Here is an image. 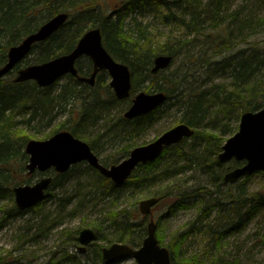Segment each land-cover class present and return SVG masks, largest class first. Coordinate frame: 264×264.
Returning <instances> with one entry per match:
<instances>
[{
    "label": "trees",
    "instance_id": "16d2710c",
    "mask_svg": "<svg viewBox=\"0 0 264 264\" xmlns=\"http://www.w3.org/2000/svg\"><path fill=\"white\" fill-rule=\"evenodd\" d=\"M230 1L235 0H121L116 7L110 9L111 14H106L101 0H0V66L7 62L9 48L18 45L53 16L67 12L71 16L69 22L50 40L34 46L30 54V57L35 56L33 61L42 64L72 52L90 27H99L104 35V44L111 55L131 66L134 77L132 97L137 94L140 81L147 79L164 81V86H159V92H165L168 101L163 106L152 114L133 121H128L121 115L118 122L110 126L108 132L92 140L90 145L93 151L101 153L100 150H103L105 144L114 146L121 144L116 156L105 160L101 158V162L105 166H110L123 161L139 146V136L145 132L147 126L176 108L180 110V123L192 127L195 130L194 136L178 146L167 148L154 163L140 166L122 186H117L104 178L91 166H87V171H94L101 181V186L95 189V195L101 198V201L108 199L111 203L118 201L123 194L128 196L130 190H152L173 178V172L178 169L166 161L171 156H180L189 169L195 166L197 170L210 176L211 184L217 187L220 196L215 198L214 195L218 194L213 195L211 187H202L196 192L201 200L194 203L201 207L202 214L209 219L207 230L203 231L197 219L189 230L175 236L168 246L173 255V264H220L216 249L222 242L221 236L229 231H237L240 228L238 226L250 218L253 214L252 208L256 206L247 183L252 177H246L241 185L226 184L224 174L235 166L233 167L231 163L221 164L217 157L222 153V147L228 138L239 130L237 127L243 113L264 108V40L258 42L257 39H253L264 33V0H254V4L250 5L253 7L242 18L239 16L246 9L240 7L238 11L229 14ZM249 1L252 2L247 0ZM150 9L163 11L165 24H177L183 30L189 31L194 38L210 39L214 46L207 52L199 53L197 58L201 66L168 69L167 71L171 70L168 73L164 71L158 76L150 75L153 61L157 56L163 54L172 56L174 62L181 56L180 48L172 47L171 39L162 44L154 43L149 32L151 24L138 20ZM242 43L253 45L248 50L250 55L247 56V52L244 51L240 52V55H232L238 51ZM187 58H193V55L189 53ZM78 68L84 75L91 73L93 69L88 58L79 61ZM105 75L106 73H101L98 79ZM68 79L96 92V88L90 89L70 76ZM49 91L50 89H39L36 83L32 82L20 85L10 79L1 82L0 181L6 179L5 172L11 176L14 167L24 171L28 160L24 149L30 140L27 135L18 136L24 130L18 131L15 129L16 125L23 124L28 130L33 123L40 126H44L45 123L48 125L56 117L55 108L62 106V101H58L61 98L52 97ZM77 92L71 88L65 90L63 94L78 99ZM100 96V93H95L79 99L82 107L72 128L77 137L83 136V131L88 129L89 125H95L99 117L98 112L101 113L107 110L110 104L119 102L111 89L108 91L107 100H101ZM66 100L65 98L63 101ZM216 108L219 109V113L214 112ZM22 115L26 117L22 122H14L15 117ZM64 129H67L66 125H62L61 130ZM81 167L82 164H79L73 166L67 174L56 175L53 188L77 173ZM181 170L184 171V168ZM260 174L263 173L256 175ZM53 188L49 190L48 197L52 195ZM93 188L85 195L84 200L89 194H94ZM8 193H12V189L0 184V199L6 197ZM152 194L159 198L158 207L168 208L165 217L192 208L186 197L168 198L159 190ZM129 196L133 197L132 194ZM70 199L72 197L60 200L67 206ZM257 201L264 202V196ZM44 204L45 202L26 212H21L15 206L13 215L21 216L30 211H37ZM215 211L217 213L212 217ZM228 211L230 215L223 221L224 214ZM121 216L122 223L115 227L112 234L103 236L100 227L93 224L98 233L97 240L83 252L78 243L79 230L69 231L72 252L65 249L61 251L59 258L54 255L47 264H108L101 254L106 244L129 243L138 248L148 234L146 221L139 220L142 216L138 210L135 215L138 219L125 210L114 217L115 225ZM220 224L222 229L216 230V226ZM158 238L163 244L160 232ZM199 239L209 244L206 253L204 255L201 252L194 255L187 253L184 244H199ZM8 263L0 258V264Z\"/></svg>",
    "mask_w": 264,
    "mask_h": 264
},
{
    "label": "rangeland",
    "instance_id": "374dc122",
    "mask_svg": "<svg viewBox=\"0 0 264 264\" xmlns=\"http://www.w3.org/2000/svg\"><path fill=\"white\" fill-rule=\"evenodd\" d=\"M101 1L102 6H105L104 12H106V14H111L112 12L110 9H113L121 2V0ZM251 4H254V0H252V2H247V0L230 1L231 8L229 9V14L243 7L247 11H242V15L239 16L242 18L247 14L248 10L253 7H250ZM162 12L163 11L158 12L150 9L145 15L139 17L138 20L149 25L151 24L149 32L152 34L154 43L162 44L163 42H167L168 39H171L172 47L180 48L181 56L175 60L174 66L170 69L201 66L197 58H199V53L207 52V50H210L211 47L214 46L210 39L204 40L203 38H194L189 31L183 30L182 27L177 24H165ZM90 28L92 29V27ZM253 39L262 42L264 40V33H261ZM251 47H253V45L250 46L249 43H242L238 47V53L233 52L232 55H240V52L244 51L247 52L248 56L250 55L248 50L251 49ZM212 52L213 51H211V53ZM189 53L193 55V58H187ZM34 57L35 56H31L29 61L23 62L19 69L25 68L31 64H36V61H33ZM170 71L166 72L168 73ZM17 72L18 71L15 70V73L5 81L9 79L12 80L17 75ZM110 81L111 78H109V75L103 76L99 81L98 87L95 89L96 92H94L93 90L85 89L77 85V83L68 78H64L50 88L49 91L52 97H60L61 99H58V101H62V106L55 108L54 115H56V117L48 125L45 123L44 126H40L33 123L31 125L32 127H29L30 130L26 129V126L23 124L16 125L15 129H18V131L24 130L18 136L22 137L23 135H27L29 140L35 139L44 141L57 131H61L62 125L67 126L65 130L73 132L72 128L75 126L82 107V103L79 99H81V97H88L89 95L100 93V99L107 100L109 98L108 91H110V89H108V87ZM161 85L164 86L163 80H142L137 87V93L145 91L146 93L153 94L159 92V86ZM71 88L78 91V99L70 95L64 96V91L70 90ZM65 98L67 100L64 102L63 100ZM128 107L129 103L126 101L110 104L107 110L101 113L98 112L99 117L95 125L90 123L91 125H89V128L84 130L82 133L83 136H79V138L90 144L93 139L108 132L110 126L118 122V119L121 115H124ZM214 112L219 113L220 111L216 108ZM180 117V110L176 108L170 113H166L154 124L148 125L145 132L139 136V146H145V144L153 142L157 137L166 133L167 130L177 127V125L181 124ZM15 118L14 122H22L26 117L22 115V117L18 116ZM233 126H235V124ZM237 128L239 129V124ZM102 142L103 140H101L100 144H102ZM120 146L121 144L115 146L112 144H105L103 150H100L101 153L97 152L96 154L100 159H112L116 156V152L119 150ZM28 161L29 159L26 161L25 165ZM166 161L177 167L176 169H178V172L180 171L179 177H173L166 183L152 190H130V194L133 195L132 198L129 196L130 194L128 196L123 194L121 198L114 203H111L108 199L101 201V198L95 195L94 188L92 190L94 194H89L84 200L85 195L90 193L92 187H94L96 183L101 186V181L94 171L87 172L88 165L82 164V167L77 173L73 174L71 177L69 176L62 184H58L57 187L53 188L52 195L47 197L41 209L27 212L21 216L13 215L15 206L17 207L13 189L17 185H34L38 182L41 175L36 173L30 176L28 170H17V167L13 168L11 176L8 172H5L6 179L0 181V184L7 189L11 188L12 193H8L6 197L0 199V258L3 262H9L8 264H47L54 255L59 258V256H61V251L65 249L72 252L73 247L70 244L69 231L79 230L80 232L82 229L86 228L94 229L93 224H97L102 230L103 236L112 234L115 227L122 223L121 216L117 219V224L115 225L113 219L116 215L128 210L135 219H138L135 215L137 214V210L140 212V203L147 200V198L154 197L152 193L158 190L168 198L186 197L188 203L192 207L190 210H181V212L170 217H165L168 212L167 207L156 208L154 211V219L157 225L160 224L156 231L157 236L160 232L163 237V246L168 248L172 239L186 230H189L192 223L197 219H199V225L202 227L203 231L207 230L209 219L204 217V214L201 212V207L194 204L201 200V198H198L196 195V192L198 189L206 186L216 191L217 187L211 184L212 179L210 176L197 170L195 166H191L189 169L187 163H185L180 156L177 157L175 155L168 157ZM243 164L244 163H239L237 161L231 162L233 167L242 166ZM182 167L184 171L181 170ZM48 174H52V172ZM242 182H244V180L240 181L238 185L243 184ZM247 183L250 194L252 195V200L255 202L256 206L252 208L253 214L250 215V218L240 225L238 224L239 222H237L240 228L237 231L233 230L227 234L225 240L217 247L216 256L220 264H264V202L257 201L260 197L264 196V174L252 176ZM129 189L130 188H128V190ZM219 196L220 195H215V198ZM70 197H72V199L69 200L70 202H68L67 206H64L60 199H69ZM216 213L215 211L212 217H214ZM228 215H230L229 211L224 214L225 218L222 220L225 221ZM139 220L146 221L147 225L150 223L149 217L145 219L142 216ZM198 242L199 244L193 245L185 243L184 247H186L187 253L194 255L197 254V252H201L204 255L206 250H208L209 244L206 242L207 246H205V241L203 242L201 239H199ZM102 245L104 246L105 244L102 243ZM116 264H137V262L134 259L127 258Z\"/></svg>",
    "mask_w": 264,
    "mask_h": 264
},
{
    "label": "water",
    "instance_id": "95a60500",
    "mask_svg": "<svg viewBox=\"0 0 264 264\" xmlns=\"http://www.w3.org/2000/svg\"><path fill=\"white\" fill-rule=\"evenodd\" d=\"M67 13L59 14L42 25L40 30L30 34L18 46L11 47L8 52V62L0 67V81L9 76L24 59L30 55L35 44L47 41L52 35L62 29L69 20ZM77 47L69 54L52 59L38 65H31L20 69L18 76L14 79L16 84L35 81L40 88H50L64 76L77 78L80 83L89 84L94 87L97 83V76L101 72H107L112 78L111 88L118 100H128L132 91L131 68L115 60L106 46L103 44L101 29L95 28L85 33V36L76 45ZM90 58L93 72L86 77L79 75L76 64L82 58ZM174 58L169 55H161L154 59L152 75H158L172 66ZM132 106L125 113L127 120L143 117L153 113L167 101L165 93L147 94L144 91L133 98ZM239 131L231 137L222 148L218 156L221 164L231 162H245L243 167H237L229 171L224 179L228 184H235L237 181L252 176L256 172L264 173V109L256 112L243 114ZM195 134L189 125L180 124L177 127L167 130L166 133L157 138L154 142L144 147L135 148L128 158L123 162L112 165L108 168L100 163V159L93 152L91 145L77 139L69 131L57 132L51 139L45 141H30L26 146V152L30 155V162L27 165L29 174L33 175L37 170L42 173L54 169L60 174L67 173L73 165L86 162L89 166L98 170L101 175L112 180L116 185H123L138 166L155 162L167 147H173L192 138ZM51 177L42 179L36 185H25L16 187V204L21 211L37 206L46 198L47 190L53 183ZM158 204V199H147L140 204L143 215L153 213V207ZM149 224V235L144 241L143 247L138 250L129 244L116 243L106 247L103 252L104 261L108 263L116 260L132 257L137 264H172L171 252L162 247L156 236V222L151 219ZM79 242L81 245L89 246L97 238V233L91 229H84L80 233ZM85 250V248H83Z\"/></svg>",
    "mask_w": 264,
    "mask_h": 264
},
{
    "label": "bare ground",
    "instance_id": "6f19581e",
    "mask_svg": "<svg viewBox=\"0 0 264 264\" xmlns=\"http://www.w3.org/2000/svg\"><path fill=\"white\" fill-rule=\"evenodd\" d=\"M88 167H90V166H88ZM87 172H88V171H87ZM172 175H173L174 178H177V177H179V175H180V171L178 172V171L175 170V171L173 172ZM99 187H100V185H99L98 183H96L95 186H94V189H97V188H99ZM212 192H213L212 194L214 195V194H218L219 191H218V189L216 188V191L213 189ZM218 195H219V194H218ZM214 196H215V195H214ZM66 203H67V202H66ZM63 205H64V203H63ZM221 227H222V224L216 226V228H217L216 230H220V229H222ZM229 233H230V231L227 232L226 234H223V235L221 236L220 239H222V242L225 240L226 235L229 234ZM222 242H221V243H222ZM185 248H186V247H185Z\"/></svg>",
    "mask_w": 264,
    "mask_h": 264
}]
</instances>
